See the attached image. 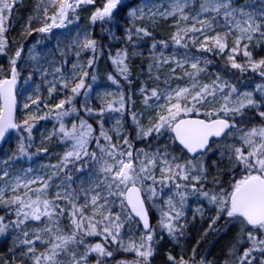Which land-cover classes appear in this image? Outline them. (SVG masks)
Returning a JSON list of instances; mask_svg holds the SVG:
<instances>
[{"label":"snow or ice","instance_id":"6c2138e0","mask_svg":"<svg viewBox=\"0 0 264 264\" xmlns=\"http://www.w3.org/2000/svg\"><path fill=\"white\" fill-rule=\"evenodd\" d=\"M21 5L0 0V264H264V0H34L16 32Z\"/></svg>","mask_w":264,"mask_h":264},{"label":"trees","instance_id":"16d2710c","mask_svg":"<svg viewBox=\"0 0 264 264\" xmlns=\"http://www.w3.org/2000/svg\"><path fill=\"white\" fill-rule=\"evenodd\" d=\"M33 2H34V0H22V5L19 6L17 12L15 13V17H14L16 32L19 31V26H20V23L22 22V20H20L19 18H26L27 17L28 8L30 7V5ZM81 23L83 24L84 21L82 20ZM158 31L162 37L164 35H167L168 28L166 25H162ZM16 32L12 33V35H16ZM55 43H56V40H55V38H53V40L51 41V44H55ZM0 62H3L2 58H0ZM136 65L137 66L133 68V80H134V82H135V78H136L137 74L141 71L139 61L136 62ZM100 69H101V76H103L105 69H107L108 71L112 70L110 65L108 63H106L105 61H101ZM139 78L144 79L145 77L140 76ZM136 107L137 108L140 107L139 97L136 98ZM41 127H45V125H41ZM46 127L51 128V124L46 125ZM60 150L61 149H59V148L54 149V151H60ZM153 222H155V221H153ZM197 227H199V225H197ZM188 235L190 238H189V240H187L184 243H187L189 246H194L195 241L197 239H199V236L197 235L196 228H190ZM226 239L227 238L224 236H219V237L209 236V237H207L206 240L201 242L199 251L201 254L207 255L209 259H212V258L219 255L220 250H221L223 244L225 243ZM7 243H9V241H5L3 238H0V252H3L6 250L5 245ZM163 243H164V248L162 249V251L166 250L172 246L171 242L167 239V237H165V240ZM120 258H121L120 256H117V259H120ZM162 262H163V256L161 255V256L157 257L154 264H162Z\"/></svg>","mask_w":264,"mask_h":264},{"label":"rangeland","instance_id":"374dc122","mask_svg":"<svg viewBox=\"0 0 264 264\" xmlns=\"http://www.w3.org/2000/svg\"><path fill=\"white\" fill-rule=\"evenodd\" d=\"M189 218H191V213H189Z\"/></svg>","mask_w":264,"mask_h":264}]
</instances>
